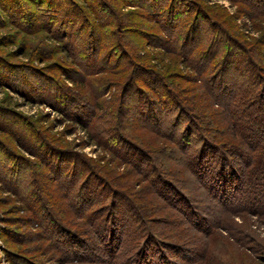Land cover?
I'll return each mask as SVG.
<instances>
[{
  "label": "rangeland",
  "instance_id": "374dc122",
  "mask_svg": "<svg viewBox=\"0 0 264 264\" xmlns=\"http://www.w3.org/2000/svg\"><path fill=\"white\" fill-rule=\"evenodd\" d=\"M46 1L0 0V264H264V139L247 147L203 82L232 42L241 67L219 80L264 76V18L239 0Z\"/></svg>",
  "mask_w": 264,
  "mask_h": 264
},
{
  "label": "trees",
  "instance_id": "16d2710c",
  "mask_svg": "<svg viewBox=\"0 0 264 264\" xmlns=\"http://www.w3.org/2000/svg\"><path fill=\"white\" fill-rule=\"evenodd\" d=\"M244 1H246V3ZM238 2L239 3L242 2L245 4V5L243 4L244 9L245 8L247 9V10H245V14L248 15L249 17L255 18V19L257 17L264 18V0H239ZM43 3H44V0H35V5L38 4L39 7H41V5H42L43 6L42 10L44 11V9H45V11H46L44 14H47L49 12L48 10L52 6L50 4V1H46L44 4ZM130 3H132L131 6L135 7L137 4V1L133 0ZM148 5H150V3H148ZM74 9L76 10L75 7H74ZM218 31L221 34L224 33L223 31H220V30H218ZM188 43L189 42H181L179 45V49H178L179 53L185 55L186 57L192 53L193 45L195 44V42H190L189 44ZM233 43L234 42H232L230 44L231 48H228V50L226 49L223 53H221L222 54L221 60L218 64L219 67H217V68L221 67L220 69H221L222 75L219 77H215L214 75H211L210 77L206 76L207 78H205L203 80V82H204L205 87L207 88L206 90L210 91L213 95L212 96V98L214 100L213 103L221 106L223 109H225L227 111L226 116H227V119L229 120V124H230L231 128L233 129L234 133L239 134V136L242 138L244 143L247 144V147H249L251 150H253V149H256L258 147L257 145H259V143L261 142V140L259 138L264 139V76L262 74H260L259 72H254V71L252 72L253 74H251L250 76H247V77L242 76L243 80H241L239 82V85L237 87L238 89L235 88V86H233V83L235 84V81L232 82V80H230L228 82L226 80L225 82L224 81L222 82L219 80L220 78H222V77L224 78V76H226L225 73L228 69L231 70V65L235 64V60H236L237 66L240 64L238 62L239 60H237V55L234 51H236V52L238 51L239 53H241L242 47L239 46L238 44H233ZM217 44H216V47L212 48L213 54L215 51H217ZM155 46H157V44H155ZM119 53H121V51H119ZM211 54L208 56H205V58L202 57L203 60H201V63L199 62V64H196L195 60L190 61V63H191L190 67L192 68V70L197 72V73H200L199 75H204L203 73L207 69L208 62H210V60L214 58V57L213 58L211 57ZM243 63L250 69H252V68H253V70L256 69V67L251 63L250 59H248V58H244L242 64ZM227 65L228 66L230 65V67H227ZM239 66L241 67V65H239ZM227 75L229 76V74H227ZM230 78H231V74H230ZM235 78H236V80L239 79V75L237 74L235 76ZM242 87L244 89H246V88L249 89V92H252L253 95L251 97H249V96L245 97V95L241 91ZM249 92H248V95H250ZM241 93L243 95L238 98V96L241 95ZM138 98L140 101H142V104H141L142 105V108H141L142 111L140 113H143L145 111L148 114H150L151 112H153V111H151L150 108H151L152 104H153V107L156 106L155 102H153V101H151V102L147 101L146 102V100L144 101V97L142 95L141 96L138 95ZM247 98H249V99L247 100ZM133 103H134V101H133ZM148 109H150V110H148ZM147 117L150 119V116H147ZM152 117H155V115H153ZM142 119H144V116ZM189 124L191 125L192 131H196V132L200 131L199 127L195 128V125L191 121L189 122ZM192 124H193V126H192ZM113 134L116 135L115 133H113ZM252 135H254V136L252 137ZM180 136L181 135L179 134V137ZM250 136L252 137V139H250ZM196 138H197V140H199L201 147L203 145V147L207 148L211 153H217L218 152L217 148H215V146H214L215 141L210 136V134L205 136L203 133L200 132L198 134V136H196ZM206 139H208V141ZM209 141H212L214 143L212 144ZM182 143L184 144V142H182ZM201 147H200V149L198 148L199 151L200 150L202 151ZM186 151L187 150L185 149L184 152H186ZM199 151L197 150V152H199ZM254 153L252 155L248 154V156L243 157V158H245V159H243V163L245 165L251 164V160H253V158H254V156H253ZM239 155H242V154L239 153ZM236 156H238V153L236 154ZM242 156H244V155H242ZM251 156H252V158H251ZM224 159H226V158H224ZM221 168H224V169L227 168V171L224 170L225 171L224 172L222 169L223 173H222V171L220 173L218 172V174L220 175L219 178L221 180V181L218 180L219 184H220V182H225L224 180H226V179L224 178V174L226 177V174H231L234 172L233 167H231L230 163H228L226 160L222 164ZM228 168H230V169L228 170ZM234 187L230 188V191H232V193H234L233 192ZM254 198L256 200L260 199V200L264 201V192H262L259 196L257 194V197H254Z\"/></svg>",
  "mask_w": 264,
  "mask_h": 264
}]
</instances>
